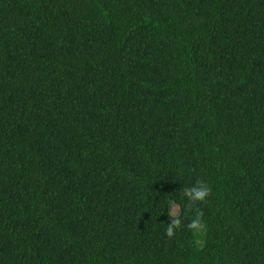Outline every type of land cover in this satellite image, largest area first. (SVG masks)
<instances>
[{
  "label": "trees",
  "instance_id": "1",
  "mask_svg": "<svg viewBox=\"0 0 264 264\" xmlns=\"http://www.w3.org/2000/svg\"><path fill=\"white\" fill-rule=\"evenodd\" d=\"M193 260L264 264V0H0V264Z\"/></svg>",
  "mask_w": 264,
  "mask_h": 264
},
{
  "label": "clouds",
  "instance_id": "2",
  "mask_svg": "<svg viewBox=\"0 0 264 264\" xmlns=\"http://www.w3.org/2000/svg\"><path fill=\"white\" fill-rule=\"evenodd\" d=\"M211 195L210 186L204 181H197L190 187L183 189L182 198L186 199V207L193 209L191 216L183 217L180 214V208L178 206H172L167 210V215L170 218L168 227L165 229L167 237L171 238L174 235V230H180L186 228L193 236L192 243L196 248L203 247V234L206 231V224L202 219V211L195 207L197 202H204L207 197ZM187 219V223L184 220ZM193 264L195 261L193 260Z\"/></svg>",
  "mask_w": 264,
  "mask_h": 264
},
{
  "label": "rangeland",
  "instance_id": "3",
  "mask_svg": "<svg viewBox=\"0 0 264 264\" xmlns=\"http://www.w3.org/2000/svg\"><path fill=\"white\" fill-rule=\"evenodd\" d=\"M174 205L177 206L176 204L172 203L171 206H170V208H171L172 206H174Z\"/></svg>",
  "mask_w": 264,
  "mask_h": 264
}]
</instances>
